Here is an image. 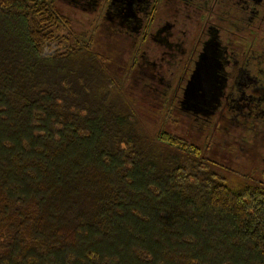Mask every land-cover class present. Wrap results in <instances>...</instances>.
<instances>
[{"label":"trees","instance_id":"1","mask_svg":"<svg viewBox=\"0 0 264 264\" xmlns=\"http://www.w3.org/2000/svg\"><path fill=\"white\" fill-rule=\"evenodd\" d=\"M58 1L0 0V264H264V187L139 114Z\"/></svg>","mask_w":264,"mask_h":264},{"label":"flooded vegetation","instance_id":"2","mask_svg":"<svg viewBox=\"0 0 264 264\" xmlns=\"http://www.w3.org/2000/svg\"><path fill=\"white\" fill-rule=\"evenodd\" d=\"M72 3L102 19L108 43L128 41L144 86L198 127L203 147L225 144L218 154L230 166L216 163L264 187V0ZM202 57V102L188 109L184 92Z\"/></svg>","mask_w":264,"mask_h":264},{"label":"rangeland","instance_id":"3","mask_svg":"<svg viewBox=\"0 0 264 264\" xmlns=\"http://www.w3.org/2000/svg\"><path fill=\"white\" fill-rule=\"evenodd\" d=\"M58 2H59V6L62 12L66 13L70 18L75 20L76 22L75 28L80 33L85 32L86 29L90 27H93V24L89 22H93L97 19V23H98L97 27L99 29L94 34H97V36H100L99 42H98L100 48H98V50L106 56L113 57L116 60V63L118 65V70L120 71V73L122 72L121 73L122 76H125V74L127 75L125 76L126 87L132 94L134 93L135 97L137 98L139 114L141 115L146 114L147 116L148 113L152 112L153 114L152 117L154 120H156L155 125L158 124L157 125L158 128H159V125H162L163 127L165 126L166 130L168 131L174 134H177V135L185 136L188 139H190L192 142H195V143L197 142L201 144V139H200L201 133L198 127L192 128L191 126L192 122L189 123L190 119L182 113L173 111V113L170 114L169 113L171 112L170 108L172 107L169 106L170 105L169 100L156 97L154 93L149 92L147 87L144 86L146 83L142 81L141 79L142 75L138 73V69L137 70L134 69L135 64H133V59H132L134 54L129 50L128 41L115 42L116 40L114 39L112 43H108V40H109L108 34H107L108 32L105 26L102 27L100 25L102 23V19H100L99 16H95V14H91L90 12L85 11V10L75 9V6H73L72 0H59ZM83 22H86V23L82 24ZM89 24L91 25L88 26ZM130 67H131V70H130ZM164 111L166 114L169 113L170 116L169 115L162 116L164 115ZM201 145H204V142ZM212 146H213L212 147L213 150H210V152L212 153L210 155H213V156L211 157H213V159L215 160L222 161V163H224L227 167L230 166V164L228 163L230 160L225 161L227 157L224 158V155H223V158H221V156L218 154V152L221 153V150L223 154V151L225 150L223 148H226L225 144H223L222 142L220 144L213 143ZM241 169L243 171H246L247 173L248 170L250 169V165L244 163Z\"/></svg>","mask_w":264,"mask_h":264},{"label":"water","instance_id":"4","mask_svg":"<svg viewBox=\"0 0 264 264\" xmlns=\"http://www.w3.org/2000/svg\"><path fill=\"white\" fill-rule=\"evenodd\" d=\"M204 58L202 57L200 64H198L196 70L194 71V74L192 76V79L185 89L183 100H182V106L186 108H192L195 109L193 106L196 105V108L199 106V104L202 102V99L199 95V86L202 82V68L204 65Z\"/></svg>","mask_w":264,"mask_h":264}]
</instances>
